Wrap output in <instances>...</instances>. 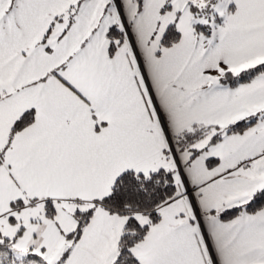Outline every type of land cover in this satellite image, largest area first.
<instances>
[{
    "label": "snow or ice",
    "instance_id": "snow-or-ice-1",
    "mask_svg": "<svg viewBox=\"0 0 264 264\" xmlns=\"http://www.w3.org/2000/svg\"><path fill=\"white\" fill-rule=\"evenodd\" d=\"M0 264H264V0H0Z\"/></svg>",
    "mask_w": 264,
    "mask_h": 264
}]
</instances>
